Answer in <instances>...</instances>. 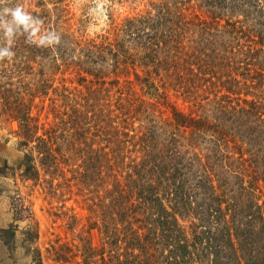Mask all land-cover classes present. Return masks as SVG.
I'll list each match as a JSON object with an SVG mask.
<instances>
[{
  "label": "trees",
  "instance_id": "1",
  "mask_svg": "<svg viewBox=\"0 0 264 264\" xmlns=\"http://www.w3.org/2000/svg\"><path fill=\"white\" fill-rule=\"evenodd\" d=\"M46 24L26 61L70 56L74 35ZM111 26L76 40L78 87L55 89L50 120L38 94H0L21 174L76 187L102 233L86 264H264V0H148Z\"/></svg>",
  "mask_w": 264,
  "mask_h": 264
},
{
  "label": "rangeland",
  "instance_id": "2",
  "mask_svg": "<svg viewBox=\"0 0 264 264\" xmlns=\"http://www.w3.org/2000/svg\"><path fill=\"white\" fill-rule=\"evenodd\" d=\"M96 3L97 0H4L0 3V13L4 8L21 7L29 17L27 25H17L10 16H3L12 34L8 37L6 30L0 28V49L11 54L0 58V94L21 96L26 102L34 93L38 94L35 98L38 107L32 111L43 106L40 123L50 120L45 118V105L56 94V88L78 87V76L67 64L72 65L77 54L76 40L84 45L91 38L101 39L102 35L112 38V23L144 11L148 0H108L104 17L95 11ZM45 21L46 25L62 27L59 28L62 31L65 27L74 35L71 54L65 59L60 54L57 59L54 54L53 59L52 54L26 61L19 43L23 38H32L39 44L46 32ZM19 132L17 120L0 113V264H86L85 254L94 260L93 248H100L102 243L99 229L89 227L95 217L76 187L70 191L66 179L60 175L43 169L36 179L21 174L28 147L20 144L23 138ZM42 132V128L37 130L38 134ZM69 175L66 171L65 177ZM63 249L68 251L66 257L60 253ZM110 249L109 245L105 246L106 259L113 252ZM96 257L97 260L100 255Z\"/></svg>",
  "mask_w": 264,
  "mask_h": 264
},
{
  "label": "clouds",
  "instance_id": "3",
  "mask_svg": "<svg viewBox=\"0 0 264 264\" xmlns=\"http://www.w3.org/2000/svg\"><path fill=\"white\" fill-rule=\"evenodd\" d=\"M4 0H0V3H3ZM108 3V0H97L96 9L97 13L104 17L105 16V7L104 5ZM3 16H10L13 23L19 25L24 24L27 25V21L29 19L28 15L23 11L21 7L15 8H4L2 13H0V28H4L5 35L10 37L12 34V28L4 23ZM106 18V17H105ZM35 34V30H33V35ZM10 56L11 54L6 49H0V58L4 56Z\"/></svg>",
  "mask_w": 264,
  "mask_h": 264
}]
</instances>
